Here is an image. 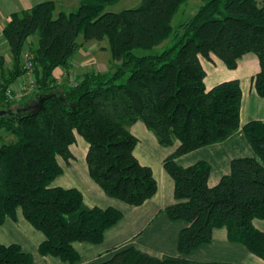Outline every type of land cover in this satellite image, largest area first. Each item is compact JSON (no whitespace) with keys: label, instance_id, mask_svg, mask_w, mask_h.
<instances>
[{"label":"trees","instance_id":"trees-1","mask_svg":"<svg viewBox=\"0 0 264 264\" xmlns=\"http://www.w3.org/2000/svg\"><path fill=\"white\" fill-rule=\"evenodd\" d=\"M122 0H81L68 12L54 1L11 14L1 30L11 67L0 56V225L24 220L44 235L40 256L68 264L80 261L73 243L99 245L105 232L122 219L114 207H88L79 190L52 187L63 173L60 160L77 137L87 145L86 166L102 192L138 207L152 198L157 183L152 170L134 156L138 139L128 130L142 122L161 146L178 142L163 161L174 183L175 203L164 210L170 221L184 223L178 235L180 256L154 257L134 247L115 251L99 264L200 263L185 256L209 244L215 229L264 262V122L240 128L241 88L237 80L205 86L202 60H220L229 70L252 53L259 71L252 77L264 99V0H196V12L177 28L172 19L190 0H141L118 13L104 9ZM37 92L21 103L7 91L24 78L23 49L29 38ZM82 41L107 37L117 66L107 73H85L63 98L53 94L57 68H67ZM171 45L153 52L165 42ZM144 51L137 55L136 51ZM18 91V90H17ZM241 129L253 157L233 159L229 172L208 184L210 165L199 161L182 167L176 159L220 144ZM5 138H9L5 141ZM19 245L0 244V264H32Z\"/></svg>","mask_w":264,"mask_h":264},{"label":"crops","instance_id":"crops-1","mask_svg":"<svg viewBox=\"0 0 264 264\" xmlns=\"http://www.w3.org/2000/svg\"><path fill=\"white\" fill-rule=\"evenodd\" d=\"M33 1H35V4L31 5V7L44 1H54L56 3L55 0ZM31 7L19 9L14 0H0V35L3 26L11 14L30 9ZM201 63L205 72H207V80L209 81L207 89L225 81L237 80L239 82L241 88L239 111L240 128L251 121L264 122V99L256 94L252 86V77L259 71L258 61L254 54L249 53L244 55L237 68L234 69L235 71L227 69L220 60L214 57L212 61L202 60ZM240 73L243 76V87ZM17 82L13 86L14 88L17 86L15 90H19L22 87V84L19 85ZM137 124L138 122L134 123L133 126ZM130 132L132 133V129ZM146 138L149 139L148 136ZM77 140L79 139L76 138ZM148 141L153 146L150 139ZM71 154L73 158L68 162L60 160L63 173L66 169L69 170L72 176L77 179V182H80L83 189L87 192L88 200L95 203V206L92 207L103 209L114 207L121 211L123 215L122 219L116 225L105 232L104 240L101 244L73 243L74 249L80 255V261L77 264H99L108 260L115 251L127 247H134L154 257L180 256L177 250V242L179 232L184 227V223L170 221L164 213L167 207L175 203L174 183L164 170V167L161 169L158 178L152 171L157 183L156 194L141 206L134 207L106 196L90 177H87L86 174L79 175L74 165L75 163H73L74 154L72 152ZM134 156L136 157V155ZM144 156H147L144 158L147 161L145 162L146 164L141 163L137 157L136 159L141 165L150 168L148 162L154 160V156L148 154H144ZM253 156L254 151L248 144L241 129H239L224 142L200 148L181 156L176 159V163L179 166L188 167L199 161L207 162L210 165L208 184L214 186L222 176L229 172L231 160ZM164 160H160L162 164ZM78 168L81 169V167ZM61 188L70 189L73 187ZM79 191L81 193V190ZM84 200L85 198H83ZM254 221L253 226L256 227ZM220 229L213 231L212 240L209 244L195 249L189 255L185 256V258L200 263L264 264L262 260L254 257L243 246L230 243L227 240L226 231H221ZM259 229L261 231L262 226ZM43 241L44 235L30 226L20 212L17 215L16 221L6 220L0 225V244L19 245L23 252L31 254L34 257L32 264H68L56 257L40 256L38 254V247Z\"/></svg>","mask_w":264,"mask_h":264},{"label":"rangeland","instance_id":"rangeland-1","mask_svg":"<svg viewBox=\"0 0 264 264\" xmlns=\"http://www.w3.org/2000/svg\"><path fill=\"white\" fill-rule=\"evenodd\" d=\"M14 1L17 3L19 9L29 8L31 7V5L35 4L34 3L35 1L33 0H14ZM55 1H56V12L57 13L58 11H64L68 13L74 10L78 6L81 0H55ZM140 1L141 0L119 1L118 3L112 6L106 7L104 9V13H118L123 10L131 9V8L138 6L140 4ZM200 5L201 3L199 1H196V0L188 1L187 4L182 6L179 12L172 19V26L174 28H177L179 24L183 23L190 16H192ZM35 43H36L35 37L29 38L27 40L25 47L23 49V52H22L23 60H24V57L26 58L27 55L32 56L29 50L32 49V47H35L34 45ZM78 43H82L81 48H79L75 52V54L72 56V58L69 61L68 67L65 69L57 68L54 71L56 82L55 84L51 85V87H54L53 94L56 97L63 99L64 101L65 99L63 98V95L65 94V91H67L69 87L72 86L76 81L81 80L80 78L85 73H89V72L107 73L110 71L111 68L114 69V67L117 66L116 62L113 61L112 59L110 48H109V41L107 37H104L101 40H91V41H82V37H79ZM170 45H171V40L165 42L160 47L154 49L153 52H160L163 49L169 47ZM136 54L144 55L145 52L138 50L136 51ZM0 55L3 56L4 58V64H2L4 69H7V67L10 68L12 65L10 53L1 35H0ZM240 76H241V83L243 87V76L241 73H240ZM28 80H25V78H21L20 80H18L17 83L21 85L22 83L24 84L25 82H30V79ZM210 80L212 81V79ZM33 82H34V77H33ZM204 83H205V86H207L208 88L209 81L207 80V72H206ZM35 84H33V86L29 88V90L24 92V95H22L20 100H18L19 103L27 99L30 94L32 95L37 92ZM16 88L12 86L11 89L15 90ZM133 125L134 124L130 125L128 127V130L131 131L132 129V133L138 139V143L136 147L134 148V155H136L137 159H139V161L143 164H146L145 162H147L144 159L147 156L143 157L144 154L154 156V160L148 162V164H150V168L152 169L153 174L158 178L161 169H163V164L161 163V161L169 157L175 151V148L178 142H174L173 145L167 146V147L161 146L157 142L155 135L151 131L147 130V128L143 125L142 122L139 121L136 126H133ZM131 126L133 127L130 128ZM147 136L149 137L153 146H151L150 142L148 141L149 139L146 138ZM77 138L79 140L75 141V143L70 148L71 152L74 154L73 163H75L74 165L77 168V173L79 175L86 174V176L89 177L87 166L85 167L87 144L80 137H77ZM8 139L5 138V141H7ZM78 167H81V169ZM51 186L52 187L59 186V187L77 188L78 190H81L83 198H85L84 204L88 207L95 206V203L88 200L87 192L85 191V189H83L80 182H77V179H75L72 176V174L69 172V170L67 169L65 170L63 174H61L51 183ZM254 223H256L255 228L257 229L261 228L262 226L261 231L264 232V220H255ZM220 230L224 231L223 228H221Z\"/></svg>","mask_w":264,"mask_h":264},{"label":"built area","instance_id":"built-area-1","mask_svg":"<svg viewBox=\"0 0 264 264\" xmlns=\"http://www.w3.org/2000/svg\"><path fill=\"white\" fill-rule=\"evenodd\" d=\"M22 65H23L24 71L26 72V75L24 76V78H25V80L30 79V82H25L24 84L22 83V87L18 91L13 90V89L8 90L7 95L11 99L20 100L21 96L24 95V92L29 90V88L32 87L34 84V82H33V67H32V64L29 60L28 55L26 56V58L24 57Z\"/></svg>","mask_w":264,"mask_h":264},{"label":"water","instance_id":"water-1","mask_svg":"<svg viewBox=\"0 0 264 264\" xmlns=\"http://www.w3.org/2000/svg\"><path fill=\"white\" fill-rule=\"evenodd\" d=\"M0 114H2V112H0Z\"/></svg>","mask_w":264,"mask_h":264}]
</instances>
